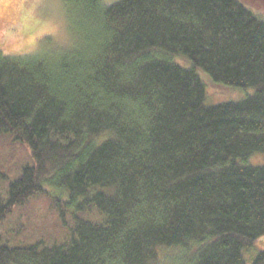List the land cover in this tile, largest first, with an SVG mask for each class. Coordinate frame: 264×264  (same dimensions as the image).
<instances>
[{
	"label": "trees",
	"instance_id": "trees-1",
	"mask_svg": "<svg viewBox=\"0 0 264 264\" xmlns=\"http://www.w3.org/2000/svg\"><path fill=\"white\" fill-rule=\"evenodd\" d=\"M257 10L64 0L69 45L0 51V264H264ZM209 85L252 93L210 104Z\"/></svg>",
	"mask_w": 264,
	"mask_h": 264
},
{
	"label": "rangeland",
	"instance_id": "rangeland-1",
	"mask_svg": "<svg viewBox=\"0 0 264 264\" xmlns=\"http://www.w3.org/2000/svg\"><path fill=\"white\" fill-rule=\"evenodd\" d=\"M107 1L111 2L113 0ZM257 12L264 17L263 10L261 12L257 10ZM69 36L64 0H0V51L3 54L28 55L41 51L47 44L48 46L51 44L69 45L71 43ZM202 78L204 82L208 79L204 74ZM220 86L235 91L209 85L207 93L210 97V104L238 101L252 93V91ZM19 151L22 162L30 164L29 155H25V152L21 150ZM11 155L10 150L5 151V148L0 147L1 161L4 158H6V161ZM13 172H15L14 169ZM5 174H7V170L0 168V188L7 183L6 179H12L11 175H7L6 178ZM30 209L28 217L21 215L22 220H28V218L32 220L37 217V221L40 223V220L42 221L41 217L49 215L50 211L45 199L32 204ZM260 248H264V241L260 243Z\"/></svg>",
	"mask_w": 264,
	"mask_h": 264
}]
</instances>
